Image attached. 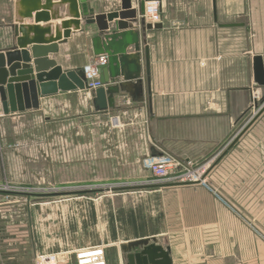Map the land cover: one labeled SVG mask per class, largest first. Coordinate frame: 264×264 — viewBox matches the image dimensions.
I'll return each instance as SVG.
<instances>
[{
  "label": "crops",
  "instance_id": "0c3cea01",
  "mask_svg": "<svg viewBox=\"0 0 264 264\" xmlns=\"http://www.w3.org/2000/svg\"><path fill=\"white\" fill-rule=\"evenodd\" d=\"M50 1L49 10L23 21L26 38L35 41L37 28L46 43L62 40L66 27L70 37L48 59L62 72H80L94 56L97 27L80 20L77 30L69 4ZM159 1L160 28L145 32L148 77L142 54L141 87L115 95L113 108L95 110L94 91L84 89L39 98L38 109L0 118L5 126L27 118L55 123L53 178L63 194L87 188L103 195L56 205L51 225L31 218L24 241L0 232V264H34L49 253L75 264L73 251L97 246H106L107 264H126L122 248L143 240L168 249L171 264H264V86L256 84L253 64L260 57L264 71V0ZM87 2L95 15L121 11L122 0ZM30 4L0 0V52L12 47L11 26ZM37 13L46 21L36 22ZM121 83L135 81L112 85ZM161 157L209 163L207 185L158 184L147 164ZM1 169L2 178H34L31 169Z\"/></svg>",
  "mask_w": 264,
  "mask_h": 264
},
{
  "label": "water",
  "instance_id": "95a60500",
  "mask_svg": "<svg viewBox=\"0 0 264 264\" xmlns=\"http://www.w3.org/2000/svg\"><path fill=\"white\" fill-rule=\"evenodd\" d=\"M60 2L69 4L68 12L71 18L76 20L72 22L77 26V30L80 20H83L85 25L97 27L98 34L91 41L93 54L105 55L107 65L99 70V79L104 86L94 91L93 104L97 111L113 108L115 95L130 94V86L141 87L139 62L142 54L148 77L149 59L145 32L158 29L160 26L145 24L142 18L144 0L137 1L136 10L130 9L131 0H122L121 11L107 15H95L87 0H60ZM38 3L39 0H28L30 8L11 26L12 47L0 52V104L4 116L38 109L39 98L87 89L82 71L62 72L55 61L48 59V55L56 54L58 45L66 42L70 37V31L66 27L64 29L67 31L64 32L62 40L55 39L46 43L40 38L37 28L33 32L35 41L26 38L28 30L23 28V21L39 10L51 8L50 0H45L44 8H40ZM46 19L44 14H36V22ZM129 48H132V53H127ZM253 64L255 82L259 86H264L262 59L255 57ZM118 78H122L124 82L135 81V84L133 86L121 83L113 86ZM263 110L264 107L261 112ZM122 250L127 253L126 264H171L168 249L157 246L154 240L130 243ZM133 250L137 251L132 253Z\"/></svg>",
  "mask_w": 264,
  "mask_h": 264
},
{
  "label": "rangeland",
  "instance_id": "374dc122",
  "mask_svg": "<svg viewBox=\"0 0 264 264\" xmlns=\"http://www.w3.org/2000/svg\"><path fill=\"white\" fill-rule=\"evenodd\" d=\"M254 118V116L249 117L244 127L242 126L235 136L238 137L249 124L252 125ZM56 141L55 123L44 126L41 119L33 123L32 118L16 120L11 126L1 125L0 122L1 170L10 171L12 169V175H24L27 169H31L34 176L32 179H10L7 173H3V178L0 174L1 234L24 241L27 233L31 231V228L25 226L31 218L39 224L42 222L46 226L49 222L51 225L55 221L56 205L78 198L85 202L103 198V195L83 192L87 188L76 189V193L70 195L63 194L66 191L61 189L62 185L60 186L53 178L56 168ZM44 142L48 147L41 149ZM45 150L52 152V155L48 154L46 158ZM25 159H27L26 162H30L26 167ZM13 160L18 163L13 162L12 164ZM15 167L16 169L13 170ZM237 213L241 219L248 222L240 212ZM41 229L40 227L35 228V230Z\"/></svg>",
  "mask_w": 264,
  "mask_h": 264
},
{
  "label": "built area",
  "instance_id": "2783aa9c",
  "mask_svg": "<svg viewBox=\"0 0 264 264\" xmlns=\"http://www.w3.org/2000/svg\"><path fill=\"white\" fill-rule=\"evenodd\" d=\"M145 24L156 25L160 23L161 5L159 0H144V14L142 16ZM107 65L105 55L93 56L82 68L87 90L95 91L104 85L99 79V70ZM4 115L0 112V118ZM111 123L118 126V118ZM147 168L158 184L170 186L178 185H207L206 173L209 163L194 165L182 163L174 157H161L147 164ZM106 246H97L87 249H80L72 252L75 264H107L105 257ZM60 254L49 253L39 254L34 259V264H60Z\"/></svg>",
  "mask_w": 264,
  "mask_h": 264
}]
</instances>
